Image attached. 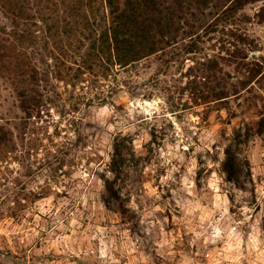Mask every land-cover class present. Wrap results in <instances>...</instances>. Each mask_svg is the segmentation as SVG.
<instances>
[{
  "label": "rangeland",
  "instance_id": "1",
  "mask_svg": "<svg viewBox=\"0 0 264 264\" xmlns=\"http://www.w3.org/2000/svg\"><path fill=\"white\" fill-rule=\"evenodd\" d=\"M262 5L248 4L243 12L253 15ZM246 30L262 48L255 55L264 54V20ZM218 39L204 35L203 52L216 54ZM68 57L73 73L75 56ZM189 57L180 43L164 58L116 67L106 80L100 70L86 71L75 84L60 63L65 78L54 82L66 108L52 110L48 131L60 130L56 140L66 142L67 160L59 168L35 162L7 169L47 194L29 195L21 200L22 214L0 218V264H264V138L235 140V130L249 121L238 100L229 103L236 116L219 103L192 106ZM167 101L177 106L175 113ZM15 111L11 97L2 100L1 116ZM114 137L129 147L116 182L127 199L126 215L104 202L103 177L115 182L106 164ZM10 180L0 183V208L19 211L14 199L23 194Z\"/></svg>",
  "mask_w": 264,
  "mask_h": 264
},
{
  "label": "trees",
  "instance_id": "2",
  "mask_svg": "<svg viewBox=\"0 0 264 264\" xmlns=\"http://www.w3.org/2000/svg\"><path fill=\"white\" fill-rule=\"evenodd\" d=\"M258 1L264 0H0V107L2 100L11 97L16 110L7 116L0 112V183L11 178L20 186L17 195L23 194L14 199L20 202L19 211L11 206L0 208V218L23 212L26 204L21 200L29 195L35 200L47 194L46 188L30 189V179L10 177L7 169L12 163L25 167L43 162L59 168L67 160L66 142L56 140L60 130L48 131L52 110L66 108L54 82L65 78L60 63L69 69L74 84L86 71L100 70L106 80L116 74V67L128 70L150 57L164 58L181 43L193 61L185 73L192 106L219 103L236 116L229 103L238 100L239 112L249 121L243 130H235V140L240 143L242 135L254 134L264 138V54L255 55L262 48L246 30V24L264 20V5L253 15L243 12L246 5ZM214 33L219 50L204 53L200 41ZM69 51L75 56L73 73V64L66 63ZM1 88L8 93L3 94ZM167 102L169 111L175 113L177 106ZM79 103L75 98V109ZM110 103L120 110L115 101ZM79 136L80 132L81 140ZM126 148L114 137L106 164L115 182L103 177L109 195L104 202L122 215L130 209L116 182ZM39 152L45 157L37 158ZM232 160L229 155L226 164Z\"/></svg>",
  "mask_w": 264,
  "mask_h": 264
}]
</instances>
